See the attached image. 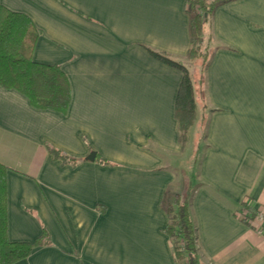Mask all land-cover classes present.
<instances>
[{
	"label": "crops",
	"instance_id": "obj_1",
	"mask_svg": "<svg viewBox=\"0 0 264 264\" xmlns=\"http://www.w3.org/2000/svg\"><path fill=\"white\" fill-rule=\"evenodd\" d=\"M0 3L42 31L33 58L60 65L72 93L63 114L0 86L8 238L35 242L46 229L51 240L14 264H177L162 203L189 186L202 264H264V235L242 218L264 210V0L212 15L203 154L185 179L174 169L189 143L176 117L184 75L147 48L186 60L187 0Z\"/></svg>",
	"mask_w": 264,
	"mask_h": 264
},
{
	"label": "trees",
	"instance_id": "obj_2",
	"mask_svg": "<svg viewBox=\"0 0 264 264\" xmlns=\"http://www.w3.org/2000/svg\"><path fill=\"white\" fill-rule=\"evenodd\" d=\"M232 0H187L191 46L185 61L170 54L147 48L158 60L183 72L177 97L176 117L180 140L189 142V132L198 119V109H207L206 71L214 49L208 27L216 8ZM42 31L27 14L0 3V86L25 94L39 109L66 114L71 103L69 79L60 65L36 62L33 58ZM56 159L77 163L79 160L50 146ZM103 164L111 162L99 157ZM8 168L0 163V264H14L29 257L33 250L51 243L46 229L35 242L10 241L8 238ZM194 187L165 193L163 208L168 215L165 233L171 239L177 264H202L198 249V229L191 214ZM246 209H250L249 206Z\"/></svg>",
	"mask_w": 264,
	"mask_h": 264
},
{
	"label": "rangeland",
	"instance_id": "obj_3",
	"mask_svg": "<svg viewBox=\"0 0 264 264\" xmlns=\"http://www.w3.org/2000/svg\"><path fill=\"white\" fill-rule=\"evenodd\" d=\"M206 114L207 110L199 106L198 119L189 132L190 141L187 144V149L177 160L176 163L178 166L174 168L181 178L192 177L199 172V164L203 154L201 143L204 138L207 123Z\"/></svg>",
	"mask_w": 264,
	"mask_h": 264
},
{
	"label": "built area",
	"instance_id": "obj_4",
	"mask_svg": "<svg viewBox=\"0 0 264 264\" xmlns=\"http://www.w3.org/2000/svg\"><path fill=\"white\" fill-rule=\"evenodd\" d=\"M242 218L246 219L250 223H252L256 230L264 235V210H258L253 216L250 213L249 209L244 210L242 214Z\"/></svg>",
	"mask_w": 264,
	"mask_h": 264
},
{
	"label": "water",
	"instance_id": "obj_5",
	"mask_svg": "<svg viewBox=\"0 0 264 264\" xmlns=\"http://www.w3.org/2000/svg\"><path fill=\"white\" fill-rule=\"evenodd\" d=\"M96 157H97L96 152H92V153L88 156V159H89V160H95Z\"/></svg>",
	"mask_w": 264,
	"mask_h": 264
}]
</instances>
